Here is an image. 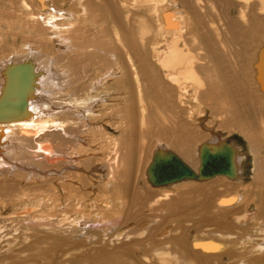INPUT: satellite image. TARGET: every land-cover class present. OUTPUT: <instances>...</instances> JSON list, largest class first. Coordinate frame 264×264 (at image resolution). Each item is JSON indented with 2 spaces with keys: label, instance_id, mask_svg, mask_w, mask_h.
<instances>
[{
  "label": "bare ground",
  "instance_id": "1",
  "mask_svg": "<svg viewBox=\"0 0 264 264\" xmlns=\"http://www.w3.org/2000/svg\"><path fill=\"white\" fill-rule=\"evenodd\" d=\"M6 1L10 13L2 14L9 20L16 0ZM20 1L25 15L16 24L33 42L23 43L21 53L0 58V175L14 171L37 180L53 176L63 196L44 204L50 202V211L64 215L49 225L51 232H45V238L24 246L33 256L19 261L10 254L9 264H46L54 249L80 248L82 243L76 240L84 239L72 233L91 230L77 227L84 217V226L107 227L104 232L114 227L116 237L125 232L130 239L115 249L108 264H141L137 253L149 264H206L202 259L207 258L222 264V256L239 258L234 264H264V34L259 37L264 18L255 13L264 15V1L259 0V5L255 0ZM60 2L63 5L58 7ZM213 7L219 8L220 14L214 12L219 16L211 15ZM224 8L225 13L236 8L238 18L226 20ZM242 55L251 56L248 74L244 68L248 61L245 64ZM154 112L162 114V121H155L161 125L159 139L143 168V180L152 190L184 188L178 193L183 199L166 204L161 197L169 199L170 193L163 192V204L156 208L134 189V150L120 153L121 143L134 142L136 123L140 128L155 124ZM119 118L128 134L122 130L120 137L112 138L103 132L106 120ZM197 125L210 136L190 149L195 157L189 163L192 168L178 154L190 151L189 143L199 134ZM221 130L239 132L247 141L250 176L244 173L248 160L239 141L226 138ZM223 142L233 150V175L161 185L149 182L147 167L156 150L173 152L197 172L204 144L223 151ZM90 151L96 154L88 157ZM97 154L102 159L94 158ZM92 161L105 164V175H90L98 172L100 164L91 170L80 165ZM32 162L49 166L43 170L25 164ZM225 180L226 194L212 192ZM95 183H102L101 193L88 198L86 189ZM208 210L217 215L210 222L225 228V233L239 232V242L208 236L187 242L184 236H166L169 229H180L182 218ZM26 216L34 232L37 225ZM144 232V238H135ZM253 232L259 235L249 241ZM110 239L107 233L95 242ZM43 244L50 245L49 251ZM6 257L0 256V264Z\"/></svg>",
  "mask_w": 264,
  "mask_h": 264
},
{
  "label": "rangeland",
  "instance_id": "2",
  "mask_svg": "<svg viewBox=\"0 0 264 264\" xmlns=\"http://www.w3.org/2000/svg\"><path fill=\"white\" fill-rule=\"evenodd\" d=\"M13 1H15V0H13ZM19 1L20 0L15 1L14 5H13V9L11 10V12H12L11 14H13V15L11 16L9 14V16L12 17L9 20H7L8 18L4 19V18H6L5 16H7V15H3L2 12L9 11L8 9L10 6L8 5V3H10V2H8L6 0L0 1V58L5 57L7 55H11L12 53H18V52L21 53L22 52L21 47H22L23 43L30 42V41L33 42L29 33L21 31L19 26L16 24L18 22L17 20L20 18H24V15H25V11H23L21 8V4H20L21 1L20 2ZM70 1L71 0H69V2ZM64 2L67 3L68 0H66ZM253 2H256L255 4L259 5L258 4L259 0H255ZM62 5H63V2H60L58 4V7H60ZM67 6L68 5H66V8H67ZM258 7H256V8H258ZM213 8L214 9H211L212 10L211 15L213 17L219 16V14H220L219 8H217V7H213ZM224 10H225V8H224ZM237 11H236V8H232L231 10H229V12H228L229 14L225 13V12H227L225 10L223 12L224 15L223 14L222 15L225 16V19L226 18L236 19V18H238L237 17V15H238ZM214 12L219 13V14H215ZM8 13H10V11ZM255 13H258V14H256V16H258L259 18H264V15L262 13H260L258 10L255 11ZM259 14H261V15H259ZM261 29L263 32L262 31L260 32L259 37L264 34V27H262ZM230 46L233 50H235L237 48L236 46L234 47L233 44ZM242 56H245V57L244 58L241 57L240 59L241 60L244 59L245 64H246V61H248L247 64L244 66L246 74H248V69H249L248 64L250 63L249 59L251 58V56L250 57H249V55H242ZM116 108L119 109L121 107L117 106ZM157 115H158V117H157ZM160 116H162V114L159 115V114H156V112H154L152 115V118H153L152 120L155 122L156 120L159 119L161 122L162 120L160 119ZM119 119H114V121L113 120H111V121L106 120L105 122H107V123H105V124L107 126L105 125L106 129H103V132L104 133L107 132L108 135L111 136L112 138H118V136L120 137L122 130L125 133L124 135H126V133L128 134V132H125V130L128 128H126L123 121L121 122V119L120 120ZM165 122L167 124V120H165ZM206 122H207V120L204 119L202 122L203 127H204V124ZM156 125L157 124L155 122V124H153L152 126L147 125V126H144L143 128H140L141 126L139 125V122L136 123V131H135V134L133 135V137H134L133 141L134 142L130 141L131 142L130 143L127 140V141H125V144H124V142H123V144L121 143L122 146L120 147V153L122 155L124 154V152L127 149L134 150V153L136 156L134 159V161H135L134 165L132 167V169H133L132 174L134 173L133 178H132L133 186H134V189L136 190V192L139 194V196L143 200L147 201L148 204H151L153 206V208L158 207L160 205L159 203L163 204V202H161V201L166 200L164 202V204H166L167 202H171L177 198L178 199L182 198L181 195H179L178 193L181 191V189L182 190L184 189V188L177 187L174 189H171V188L165 189L166 191H164V190H162V191L152 190L146 185L145 181L143 180V176H142L143 168H144L146 162L149 160L150 153L154 147L156 139H159L157 136V132H158L157 129H159L161 125L160 126H158V125L156 126ZM197 126L199 128L198 129L199 134H198L197 138H195L192 142L189 143V150L192 149L193 147H195L196 145L200 144V142H202L207 136H210V132L201 129V127L199 125H197ZM148 127H151V128H148ZM205 127H206V125H205ZM206 128H209V127H206ZM143 129H144V131H142ZM140 131H142L144 133V135ZM221 131L225 135L226 138L239 141L240 146L244 149L243 151H245L246 156H247V160H248V162L245 163L246 167H245L244 173L246 176H250L251 175L250 174L251 173L250 172L251 171L250 165H251L252 156H251V154H249L250 152H249V148L247 145L248 144L247 141L245 139L243 140V136L239 132H232V131H228V130L227 131L221 130ZM205 132H207L208 134ZM139 134H140V136H139ZM164 143L168 144L170 142L166 141ZM103 145H105V144H103ZM131 145H133V146L131 147ZM192 150H194V149H192ZM177 151L179 152V150H177ZM89 153H90V155H88V157H92L93 154H96V153H94V151H90ZM104 153H106V151H104ZM179 153H181L183 156H181L178 153L177 154L188 165H190L189 163H192V161L195 160V157L193 155L194 152L191 150L188 153H184V152H179ZM261 153H263V151H260L259 156H262ZM102 156H104L103 153H102ZM102 156H100V154H97V156H94V158L102 159L101 158ZM105 156L108 157V154H105ZM183 157H185V158H183ZM185 159H187V160H185ZM23 161L30 162V160H27L26 158H24ZM25 164L26 165H33L35 167L38 166L40 169H43V168H46L49 166L47 163H43V162L39 163V164L35 163V162L25 163ZM80 165L85 168V169L83 168L84 170H89V169L91 170V168L94 165H99L98 172H96V171L92 172L91 171L90 175H94L96 173H98L100 175H102V174L105 175V173H106L105 168H104L105 164L103 162L93 163V161H92V163H80ZM123 169H125V168L123 167ZM123 169L121 168V170H123ZM22 174H25V173H22ZM51 177H53V176H49L48 178L37 180L34 178L32 179V177L30 175H28V176L16 175V174H14V171L13 172L9 171L8 173L5 172L4 175H0V221H3V222H0V228L2 227L0 229V256L2 255L4 257H6L7 254H9L8 257L5 258L6 260L4 261V264H9L10 259H8V258H11L14 255H16V257L19 258V261L33 256L34 252L31 251L30 249H28L27 247H24V246H27V244H30L31 242L37 241L38 238L39 239L45 238L47 233L51 232L49 225L51 226L52 224H56L57 220L62 219L61 217L64 215L63 211L62 212L58 211L55 213V210H53V212H52V211H50L51 209L47 208L48 205H49V207H52L50 205V202L47 206H46V204H44V203H46V201H48L52 198H55V197H57L58 200H60V198L63 196L62 191H60L58 189L59 188L58 187L59 182L54 181L53 179H55V178L52 179ZM50 180H53V181H50ZM100 184H102V183H95L96 186L94 188L98 189V186H100ZM109 186H110V184L107 185L108 188H109ZM94 188H92L91 190H89V188L86 189L85 194H88L87 195L88 198H91V199L97 198V196L101 193L99 191V189L97 190ZM227 188H229V184L225 180V181L220 182L219 187L213 186L212 192H215L218 195L219 194L224 195V194H226ZM238 190H240V188ZM163 192L170 193L169 194L170 198L164 199L163 197H161L160 195H162ZM160 197L162 198V200ZM85 200H86V197L83 196V199L81 202L83 203V202H85ZM27 201H29V202H27ZM24 202L26 204L22 205V203H24ZM93 202H95L97 204V199ZM29 203H30V205H29ZM85 205H87V203ZM30 208H33L34 210H31ZM24 209H26V210L29 209L28 210L29 212L24 211ZM52 209H54V208H52ZM20 211L24 212V213H21ZM209 212H210V210L206 211L205 213L201 212V214H199V215H197V214L188 215V219L182 218L183 223L180 226V229H177L175 232H172V230L169 229V231H167L166 236H170V235L181 236V237L184 236L185 239L187 240V242H191L196 238H199V239L203 238V237L205 238L207 236L208 237H216L217 239H222V240L224 239L223 241L230 242L231 244H233L234 241L239 242V232L237 231V232H235V234L225 233V228H218L213 222H210V219H215L217 217V215L215 213L210 214ZM146 213H148V212H146ZM26 214H29L30 216H32L31 219H32L33 223L35 225H37V227H35V226L33 227V229L36 228L35 229L36 231L34 230V232H32V230H30V229H32V228H30V227H32V224L30 223L29 220L27 221V219H25V218H27ZM49 214H52V216H50ZM53 215H54V217H53ZM137 215L139 216V215H141V213L138 212ZM84 218H86V217H84ZM83 219H81L77 222L79 224L77 227L80 228V231L84 227H90L91 230L83 229L82 232H78L79 235L72 233V236H74V238L84 239L82 241L75 239L76 241H79L80 243H82V246H80V248H75L73 250H70L66 246H64V247L62 246V247H59L57 249H54L55 251L50 254V258L46 261V264H108L111 262L112 258L114 257V253H116V250L119 247H121L122 245L128 244L130 239L126 238L127 236L124 234L125 232L123 233V235H121V236L118 235L119 237L118 236L116 237V235H117L116 231L115 232L113 231L114 227L109 229L107 232H104L103 230H107V227L99 229L98 226H95V225H85L84 226L82 224H83V221L85 219L84 220ZM135 224H136V222H135ZM92 226L93 227L95 226L93 228V230H92ZM45 232H47V233H45ZM107 233H109V236L111 237L110 241H108L106 243H101V241H100L99 242L100 244H96V242L98 241V238H100V236L105 235ZM145 233L146 232L142 233V236L140 233L135 238H138L141 240L142 238L145 237L144 235L147 234V233L146 234ZM83 234H84V236H83ZM88 235H89V238L87 237ZM253 235H255V236H253ZM258 235H259L258 233L253 232L249 241H252L253 240L252 238H254V240H255L256 239L255 237H257ZM30 236H35V237L32 238ZM139 236H141V237L139 238ZM224 236L227 239L224 238ZM91 240H93V242H90ZM231 241H233V243ZM49 244H52V242H49ZM49 244H45V245L43 244L42 247L47 248L49 251V249H50ZM51 250H53V249L51 248ZM101 250H103L104 252ZM10 254H12V256ZM82 255H86V257L81 258ZM74 257H78V260L73 261ZM136 257L141 261L140 262L141 264L146 263V261L144 263V260L142 262V256H140L139 253H137ZM231 257H234V256L231 255ZM35 260L38 262L37 259H35ZM238 260H239V258H237V257L236 258H230V256H222L220 259L222 264H234ZM202 261H203V263L205 262L206 264H217V262H218L216 260L208 259V258L202 259ZM29 264H33V263L30 262ZM131 264H133V261L131 262ZM146 264H149V263H146Z\"/></svg>",
  "mask_w": 264,
  "mask_h": 264
},
{
  "label": "water",
  "instance_id": "3",
  "mask_svg": "<svg viewBox=\"0 0 264 264\" xmlns=\"http://www.w3.org/2000/svg\"><path fill=\"white\" fill-rule=\"evenodd\" d=\"M223 151L210 150L205 145L199 152V166L193 171L171 151L156 150L147 167L151 184L161 185L182 179L209 178L216 174L233 175V150L228 142L222 143Z\"/></svg>",
  "mask_w": 264,
  "mask_h": 264
}]
</instances>
